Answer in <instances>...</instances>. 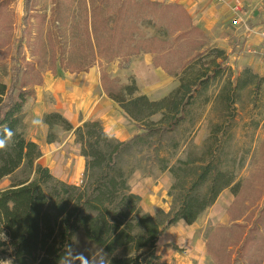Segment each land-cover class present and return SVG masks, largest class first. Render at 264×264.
<instances>
[{"label":"trees","instance_id":"obj_1","mask_svg":"<svg viewBox=\"0 0 264 264\" xmlns=\"http://www.w3.org/2000/svg\"><path fill=\"white\" fill-rule=\"evenodd\" d=\"M3 2L0 1L1 6ZM82 2L86 6L85 0ZM91 2V37L86 21L91 48L99 45L101 35L110 41L118 31L122 42L128 35L129 42L135 44L136 24L129 33L127 26L119 30V25L130 10L141 8L150 16L149 25L155 20L164 31L172 26L171 49L173 44L190 45L192 55L183 56L180 65L170 71L178 76V86L159 100L140 94L135 82L121 86L101 71L103 92L116 104L123 118L138 129L126 141L110 136L98 121H86L74 127L60 113L43 116L42 122L48 127L46 142L50 144L57 139L52 133L54 127L71 132L85 160L80 184H69L54 177L39 163L40 147L24 136V108L28 99L34 97L35 88L42 84V77L35 62L26 58L22 39L16 41L8 85L0 75V137L9 135L7 130L12 134L7 147L0 150V182L8 180V185L0 190V261L7 258L11 264H60L66 249L73 252L75 238L81 233L87 242L108 253L111 264H167L155 254L161 234L180 221L194 224L224 190L237 194L236 173L243 163H235L236 157L228 150L238 128L239 98L244 90L260 91L264 78L249 67L234 74L228 67L229 55L210 45L205 33L193 24L188 11L180 4L152 0ZM117 2L121 3L118 7ZM23 3L22 35L33 0H23ZM103 4L112 5L108 6L107 19L101 23L104 32L98 34L92 23L93 15ZM112 14L115 19L110 22ZM158 41L157 37L143 39L144 49L135 46L122 56L128 59L141 53L151 54L153 66L162 68L161 52L155 49ZM120 56L119 52L101 54L92 50L85 61L87 65L77 70L87 72L96 59L113 60ZM213 87L219 88L216 100L224 112L214 118L195 116L193 109L199 96ZM207 104L209 100L205 99L203 106ZM157 116L156 121L152 120ZM204 121L205 140L201 145L185 140L186 156L184 160L179 159L181 146L175 138L178 129L184 125L197 127ZM135 171L143 177H152L155 173L170 175L168 212L158 210L151 215L143 210L142 198L132 193L129 185ZM263 220L264 207L256 223ZM257 228L237 248L240 256H244L254 240ZM238 261L234 264H240Z\"/></svg>","mask_w":264,"mask_h":264},{"label":"rangeland","instance_id":"obj_2","mask_svg":"<svg viewBox=\"0 0 264 264\" xmlns=\"http://www.w3.org/2000/svg\"><path fill=\"white\" fill-rule=\"evenodd\" d=\"M0 1H4V5H0V75L6 85L10 82V59L15 53L16 41L19 39H22L23 52L26 58L35 62L42 81L44 78H51L52 81L62 79L65 83V91H75L83 88L86 82L93 79L98 80L101 85L100 73L105 71L110 79L115 80L121 86L135 82L139 93L146 95L150 100H159L178 86V76H173L170 71L175 65H180L183 56L192 55V46L190 45L173 44L171 49L169 45L174 38L172 26L164 31L163 28H158L160 24L155 20H153L154 24L149 25L150 16L146 10L141 8L130 10L131 12L125 16V20L119 25V30L125 29L127 26L126 30L129 33L133 29V24H136L138 31L133 34L135 44L129 42L127 34L126 37L128 38L122 42V36L118 31L110 41L101 35L99 45L91 48L88 44L86 29L87 21L89 24L88 33L91 37L90 19L93 13L91 0H85L86 6L82 0H33L28 25L23 35L21 31L25 15L23 0ZM115 4L118 7L121 3ZM109 5L112 4H103L102 9L93 15L92 23L98 30V34L104 32H102L101 23L107 19L106 13ZM95 6H97L96 3ZM114 11H116L115 8ZM110 17V22H112L115 16L112 14ZM163 22L166 23V20ZM160 30L161 32H159ZM151 37H157L159 40L155 49L158 50L157 53L161 52L159 63L162 68H154L153 55L151 54L141 53L139 56L128 59L122 56L125 52L134 49L135 46L144 49L143 39ZM209 42L212 47H216L210 39ZM92 50L94 53L100 52L101 54L103 52L106 54L119 52L121 56L113 60L101 61L96 59V63L87 72H79L77 69L87 65L85 61L91 55ZM246 56L248 57L245 52L236 49L229 57L228 67L234 74L247 67L243 64ZM250 56L251 60L259 65L257 70L255 68L250 69L264 78L262 53L257 52ZM233 58L235 60L232 61ZM138 68L144 69L145 72L146 69L154 71L155 76L147 79L148 81L142 79L143 76L137 78L134 69ZM218 91V87H213L202 93L193 109V114L202 118H214L223 113V106L216 100ZM205 99L209 100V104L203 106ZM56 104L55 98L50 94H44L43 98L35 96L33 99H28L24 108L23 129L24 136L28 140H34L38 144L44 142L45 130L42 128L41 112L56 106ZM237 108L238 128L235 139L231 141L228 150L230 155L233 154L236 157L235 163H243L242 169L236 173L235 182L239 183L237 194L233 195L232 191L227 189L225 194H221L217 207L213 206L207 209L194 224L186 225L180 221L161 234L156 244L155 254L164 263L234 264L239 260L240 264H264V220L259 224L256 223V219L264 207V83L257 93L253 90L242 91ZM157 119L158 116L152 118L154 121ZM33 121H40V123L34 124ZM133 127L134 132L137 133L138 129L135 125ZM52 133L56 135L57 139L60 138L58 142L69 144L67 147L69 158L76 160L74 151L76 145L68 142L72 133L65 132L59 127H54ZM206 134L205 121L197 127L181 126L175 135L181 146L178 150V158L185 159L187 150V147H183L185 140L201 145ZM134 180L137 181L138 179L133 178L131 184L135 183ZM149 180H157L165 187L166 191L164 190V194L159 196L156 204L159 203L169 210L171 200L167 193L170 188H168V184H172L170 175L168 173H155ZM7 185V179L1 181L0 190ZM229 191L233 197H229L232 204L227 213H230L232 219H236V222L233 223L225 222L222 219L225 217L228 205V196L225 197V195ZM156 204L151 197H145L141 203L143 210L145 212L148 209L152 210L153 215L158 211L154 209ZM216 208H218L220 215L215 212ZM253 228H257V231L253 233L254 240L247 247L244 256H240L237 248L242 244L244 238L252 233ZM78 234L75 238L73 254H83V256L88 257L98 248L87 242L81 233ZM5 260L9 261L7 258L3 261Z\"/></svg>","mask_w":264,"mask_h":264},{"label":"crops","instance_id":"obj_3","mask_svg":"<svg viewBox=\"0 0 264 264\" xmlns=\"http://www.w3.org/2000/svg\"><path fill=\"white\" fill-rule=\"evenodd\" d=\"M153 1L180 4L188 11L193 24L204 31L214 46L225 51L227 55L230 54L229 57H231L236 49L245 52V55H248V57L246 56L247 58H244V66L255 68L257 70L259 65L251 60L250 55L261 52L264 45V0ZM237 3L242 5L243 10L240 16V23L237 26H234L232 25L234 14H232L231 8ZM234 44L236 45L234 46ZM233 60L235 59L233 58L232 61ZM134 72L137 78L143 76L142 79H145L146 81L155 76L154 71H149V69H146L145 72L144 69L138 68L134 69ZM36 88L34 97L43 98L44 94H50V96L55 98L57 103L56 106H52L50 109L42 110L40 116L42 119L44 113L57 112L64 116L74 127H77L86 121H98L103 126L105 132L119 141H126L135 134L134 125L130 124L125 118H123L119 113L116 104L103 92L98 80H89L81 89L65 91V83L62 79L52 81L51 78H44L42 84ZM60 92L61 94H59ZM41 101H43V99H41ZM41 123L43 130H45V140L40 144L33 140V142L38 144L42 151V157L39 159V163L42 166L47 167L51 174L57 179L69 184H79L82 180L85 160L80 156L78 145L74 144V137L71 135L68 142L76 145L74 147L76 160L69 158L67 153V147L69 144L58 142L60 138L50 144L46 142L48 127L43 124L42 120ZM133 178L138 180H134L135 183L131 184ZM149 179H152V177H142L139 172H134L129 181V185L131 192L140 196L142 201L145 200V197H151L156 204V200L164 190L166 191V189L159 181H150ZM170 185L171 184L169 183L168 188ZM225 191H227V189L221 194ZM230 196L231 194L229 191L225 195V197L228 198V205L225 217L222 219L225 222L233 223L236 222V219H232L230 213H227V210L229 211L232 204V200L229 198ZM220 198L221 195L213 205L214 207L217 205ZM155 207L156 208L154 209L156 211H168V208L159 203H157ZM147 212L151 215L154 213L149 209ZM215 212L220 215L218 208L215 209Z\"/></svg>","mask_w":264,"mask_h":264},{"label":"clouds","instance_id":"obj_4","mask_svg":"<svg viewBox=\"0 0 264 264\" xmlns=\"http://www.w3.org/2000/svg\"><path fill=\"white\" fill-rule=\"evenodd\" d=\"M34 124L40 121H33ZM10 134L6 137H0V150L7 147L8 142L12 139L11 130H7ZM0 264H11L10 261H0ZM60 264H111L108 253L104 250L97 249L90 256L85 257L83 254L74 255L71 249H66L65 255L61 258Z\"/></svg>","mask_w":264,"mask_h":264},{"label":"built area","instance_id":"obj_5","mask_svg":"<svg viewBox=\"0 0 264 264\" xmlns=\"http://www.w3.org/2000/svg\"><path fill=\"white\" fill-rule=\"evenodd\" d=\"M243 7L240 3H237L232 6L231 12L234 14V19L232 20V25L237 26L240 23V16L242 13ZM264 36V34H263ZM262 56L264 57V45L261 49Z\"/></svg>","mask_w":264,"mask_h":264}]
</instances>
